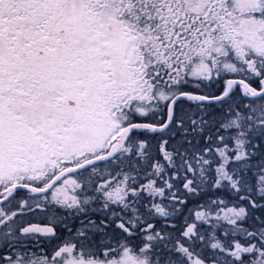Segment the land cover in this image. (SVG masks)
Segmentation results:
<instances>
[{
    "label": "snow or ice",
    "instance_id": "1",
    "mask_svg": "<svg viewBox=\"0 0 264 264\" xmlns=\"http://www.w3.org/2000/svg\"><path fill=\"white\" fill-rule=\"evenodd\" d=\"M0 264H264V0H0Z\"/></svg>",
    "mask_w": 264,
    "mask_h": 264
},
{
    "label": "rangeland",
    "instance_id": "2",
    "mask_svg": "<svg viewBox=\"0 0 264 264\" xmlns=\"http://www.w3.org/2000/svg\"><path fill=\"white\" fill-rule=\"evenodd\" d=\"M134 135H139V133H135ZM101 167H104V166H101ZM75 179H77V176H75ZM67 180H71V179H67ZM73 180V179H72ZM63 183H64V181H63ZM63 183L60 185V186H58V187H61V186H63ZM69 194H71V186L69 185ZM225 199H228L227 197H225ZM201 201H196L195 203H200ZM232 205L231 204H229L228 205V207H231ZM188 208H191V209H193V213L195 212V210L196 209H194V205H193V203H189L188 204ZM220 211H221V213H223V210H224V208H223V206H220V209H219ZM185 212H187V209H185ZM214 212H215V210H214ZM214 214V213H213ZM189 222H192V221H189ZM159 224H157V228H159Z\"/></svg>",
    "mask_w": 264,
    "mask_h": 264
},
{
    "label": "flooded vegetation",
    "instance_id": "3",
    "mask_svg": "<svg viewBox=\"0 0 264 264\" xmlns=\"http://www.w3.org/2000/svg\"><path fill=\"white\" fill-rule=\"evenodd\" d=\"M236 91H237V93H239L240 90H239V89H236ZM68 178L72 180V179H75V176H67V177H65V179H68ZM62 183H63V180L60 182V185H61ZM60 185H58V186H60ZM41 186H42V185H41ZM33 222L36 223L37 221H33ZM69 223H70V225L72 224L71 221H70ZM74 226H79V225H78V222H76V224H75ZM60 235H61V236H65V235H67V232H66V231H60ZM37 251H39V249H37Z\"/></svg>",
    "mask_w": 264,
    "mask_h": 264
},
{
    "label": "water",
    "instance_id": "4",
    "mask_svg": "<svg viewBox=\"0 0 264 264\" xmlns=\"http://www.w3.org/2000/svg\"><path fill=\"white\" fill-rule=\"evenodd\" d=\"M191 223V222H190Z\"/></svg>",
    "mask_w": 264,
    "mask_h": 264
}]
</instances>
